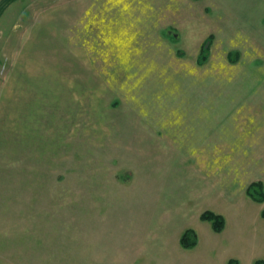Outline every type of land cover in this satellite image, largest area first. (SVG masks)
Listing matches in <instances>:
<instances>
[{
	"label": "rangeland",
	"instance_id": "obj_1",
	"mask_svg": "<svg viewBox=\"0 0 264 264\" xmlns=\"http://www.w3.org/2000/svg\"><path fill=\"white\" fill-rule=\"evenodd\" d=\"M262 11L264 0H0V236H12L0 264L264 261V202L216 189L187 137L156 136L186 127L195 92L241 88V59L264 62L240 54L264 33ZM187 229L194 248L180 245Z\"/></svg>",
	"mask_w": 264,
	"mask_h": 264
},
{
	"label": "crops",
	"instance_id": "obj_2",
	"mask_svg": "<svg viewBox=\"0 0 264 264\" xmlns=\"http://www.w3.org/2000/svg\"><path fill=\"white\" fill-rule=\"evenodd\" d=\"M261 14V21H264V11ZM263 34L260 31L259 36L255 35L251 41L248 40L249 44H241L240 54L243 55L246 51L252 56H258V59L262 55L261 59L264 60V46H261L260 41ZM239 56L237 52L234 58L230 56V60L239 59ZM247 61L250 66H244L243 59L239 62L240 68L235 78L241 88L234 93L202 90L189 96L195 99L192 105L180 108V111L186 109L188 112L186 127L182 128L185 130L184 134L180 133L182 129L175 127H172V134H169L167 124L156 129V136L162 133L169 140L187 137L189 145L194 146L191 153L195 154L190 156H193L196 169L204 178L208 176L221 193L225 191L227 194V183L239 187L242 195L246 196L248 187L253 183L260 182L264 188V89H257L259 81H264V62L256 65L255 58H248ZM209 76L206 75L204 81ZM245 86H251L252 89L245 90ZM212 104L215 105L211 106ZM1 191L0 186V193ZM3 201L0 197V219L4 220ZM6 212L9 213V208H6ZM261 213L262 211L260 216ZM199 219L201 220L200 217ZM201 221L209 223L214 233H222L226 228L225 220L219 232L213 230L210 222ZM1 223L4 225L3 221ZM194 232L197 236L196 231ZM11 237L9 234L0 236L4 240ZM7 242L10 243L9 240Z\"/></svg>",
	"mask_w": 264,
	"mask_h": 264
},
{
	"label": "trees",
	"instance_id": "obj_3",
	"mask_svg": "<svg viewBox=\"0 0 264 264\" xmlns=\"http://www.w3.org/2000/svg\"><path fill=\"white\" fill-rule=\"evenodd\" d=\"M211 38L212 36L208 37V39L205 42H203V44L201 45L200 53H199L198 60H197L198 65L204 64L209 56L210 46L212 42ZM246 193H247V196L250 197L253 201L258 202V203L264 202V191H263L262 183L258 182V183L251 184L248 187ZM261 216L262 218H264V209L262 210ZM200 218L203 221L210 222L215 232H219L223 228L224 220L220 215L207 211V212L202 213ZM179 242L183 248L190 249L196 245L197 236L193 230L189 229V230H186L181 235ZM228 264H234V261L230 260ZM255 264H264V261H256Z\"/></svg>",
	"mask_w": 264,
	"mask_h": 264
},
{
	"label": "flooded vegetation",
	"instance_id": "obj_4",
	"mask_svg": "<svg viewBox=\"0 0 264 264\" xmlns=\"http://www.w3.org/2000/svg\"><path fill=\"white\" fill-rule=\"evenodd\" d=\"M229 262V261H228Z\"/></svg>",
	"mask_w": 264,
	"mask_h": 264
}]
</instances>
